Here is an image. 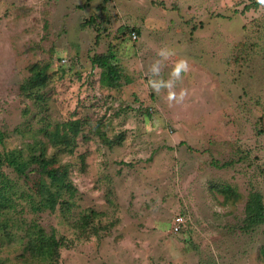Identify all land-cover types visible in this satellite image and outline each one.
<instances>
[{"label": "rangeland", "instance_id": "1", "mask_svg": "<svg viewBox=\"0 0 264 264\" xmlns=\"http://www.w3.org/2000/svg\"><path fill=\"white\" fill-rule=\"evenodd\" d=\"M161 48L175 55L162 60ZM110 50L115 87L91 62ZM181 58L190 71L175 91L188 96L170 104L148 81H167ZM45 63V84L25 92L30 67ZM0 132V153L44 150L71 187L53 209L20 200L7 213L0 264H264V222L244 227L250 193L264 200L256 0H0ZM0 172L39 199L37 172L24 181L3 161ZM34 227L58 241L53 260L29 248Z\"/></svg>", "mask_w": 264, "mask_h": 264}, {"label": "trees", "instance_id": "2", "mask_svg": "<svg viewBox=\"0 0 264 264\" xmlns=\"http://www.w3.org/2000/svg\"><path fill=\"white\" fill-rule=\"evenodd\" d=\"M128 30L130 34L135 32L137 37L136 29L130 27ZM114 59L115 55L111 50L107 53L95 54L91 58L92 65L100 68L99 83L102 86L115 87L120 83L121 73ZM48 66L49 63L30 67L31 73L23 83V90L25 92L45 84ZM74 124L75 122L73 121V123L71 122L67 125L73 129L72 132L75 134L77 131L73 128ZM2 136L3 133L0 132V142H2ZM48 136L50 139H59V134L56 130L48 132ZM73 138V136L62 137V139H68L67 145L71 143ZM43 151L39 153L31 152L24 155L21 149L14 148L0 153V161L5 162L24 181L28 180L30 171L37 172V179L31 185L35 194L39 197L38 200H35V196L31 191L22 189L19 183L0 172V230L5 231L9 225L12 226L14 224V217L7 215V213L10 210L14 211L20 200L27 201L30 207L35 210L53 209L57 202L56 199L62 196V190H71V187L65 181V173L62 171V167L53 166L52 159L46 156ZM229 190H231L229 186H224L221 189L226 194ZM63 203L67 206V200ZM244 212L245 228L250 229L264 222V200L260 192L253 191L250 193L244 206ZM34 228V238L30 241L29 248L34 253L53 260L58 255V241H56L52 234L50 237L46 236L40 227Z\"/></svg>", "mask_w": 264, "mask_h": 264}, {"label": "clouds", "instance_id": "3", "mask_svg": "<svg viewBox=\"0 0 264 264\" xmlns=\"http://www.w3.org/2000/svg\"><path fill=\"white\" fill-rule=\"evenodd\" d=\"M257 5L260 6L261 9H264V0H256ZM157 55L162 58V60H168L170 57L175 55V52L169 48H161L158 50ZM161 61L157 60L150 67V71L153 74L159 75L160 73ZM190 71V65L186 59L177 60L171 70L170 78L165 81L163 79H149L148 84L150 88L157 93L160 92L161 89L167 90V100L171 103L182 104L188 96L187 89H181L179 93L175 91V87L178 81H181L182 75L187 74Z\"/></svg>", "mask_w": 264, "mask_h": 264}, {"label": "built area", "instance_id": "4", "mask_svg": "<svg viewBox=\"0 0 264 264\" xmlns=\"http://www.w3.org/2000/svg\"><path fill=\"white\" fill-rule=\"evenodd\" d=\"M131 36L133 38H135L136 37V33L132 32ZM183 222H184V219H183V217L180 214L175 215V217H174V219H173V221L171 223V229L173 231H178L181 228V225L183 224Z\"/></svg>", "mask_w": 264, "mask_h": 264}]
</instances>
